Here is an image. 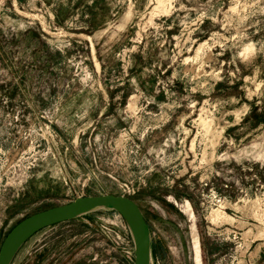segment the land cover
Returning <instances> with one entry per match:
<instances>
[{
	"label": "rangeland",
	"instance_id": "rangeland-1",
	"mask_svg": "<svg viewBox=\"0 0 264 264\" xmlns=\"http://www.w3.org/2000/svg\"><path fill=\"white\" fill-rule=\"evenodd\" d=\"M250 105L264 110V0H0V246L35 213L112 194L141 210L150 264H195V240L200 264H264ZM133 255L123 217L99 210L10 264Z\"/></svg>",
	"mask_w": 264,
	"mask_h": 264
},
{
	"label": "water",
	"instance_id": "water-1",
	"mask_svg": "<svg viewBox=\"0 0 264 264\" xmlns=\"http://www.w3.org/2000/svg\"><path fill=\"white\" fill-rule=\"evenodd\" d=\"M99 210H114L123 217L133 240V264H150L149 226L141 210L132 199L112 194L78 197L23 219L5 236L0 246V264H10L18 249L42 229Z\"/></svg>",
	"mask_w": 264,
	"mask_h": 264
},
{
	"label": "trees",
	"instance_id": "trees-1",
	"mask_svg": "<svg viewBox=\"0 0 264 264\" xmlns=\"http://www.w3.org/2000/svg\"><path fill=\"white\" fill-rule=\"evenodd\" d=\"M246 124L249 125V128H256L260 125H264V110L250 105L248 112L241 121V125L245 126Z\"/></svg>",
	"mask_w": 264,
	"mask_h": 264
},
{
	"label": "bare ground",
	"instance_id": "bare-ground-1",
	"mask_svg": "<svg viewBox=\"0 0 264 264\" xmlns=\"http://www.w3.org/2000/svg\"><path fill=\"white\" fill-rule=\"evenodd\" d=\"M192 243V242H191ZM193 247V246H192ZM198 243L197 241L195 240L194 242V262L195 264H200V256H199V249H198Z\"/></svg>",
	"mask_w": 264,
	"mask_h": 264
}]
</instances>
